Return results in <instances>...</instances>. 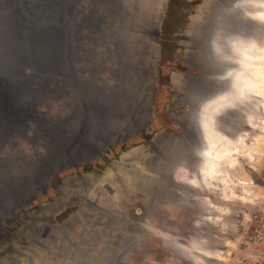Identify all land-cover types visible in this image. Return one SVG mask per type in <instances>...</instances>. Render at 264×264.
<instances>
[{
  "label": "rangeland",
  "instance_id": "1",
  "mask_svg": "<svg viewBox=\"0 0 264 264\" xmlns=\"http://www.w3.org/2000/svg\"><path fill=\"white\" fill-rule=\"evenodd\" d=\"M23 1L40 6L0 0V84L17 100L11 67L34 66L38 115L0 155V264H264V92L230 89L219 58L264 52V23L236 0H55L33 28ZM61 47L77 76L43 89ZM219 94L206 136L229 152L209 175L196 119Z\"/></svg>",
  "mask_w": 264,
  "mask_h": 264
},
{
  "label": "bare ground",
  "instance_id": "2",
  "mask_svg": "<svg viewBox=\"0 0 264 264\" xmlns=\"http://www.w3.org/2000/svg\"><path fill=\"white\" fill-rule=\"evenodd\" d=\"M231 7H234L235 11L241 12L242 14L252 19L264 23V0H238ZM62 28L65 31V28ZM63 38L64 36L60 39V45H62L61 42ZM223 51L219 55L221 62H231L230 64L234 63L239 66V68L235 71L227 70L228 72H230L227 75L230 76L231 74L232 76L230 77V89L232 86H234L233 88H238V90L243 87L248 90H253L254 92H257L259 94H261V92H264V68L262 67V63H264V52L260 51L257 48L251 47V44H248V42H245L243 40L236 41L233 47H230L228 49V53ZM63 53L64 48L62 49L61 47L57 55L55 54L54 65L52 67V70L50 71L51 73H47L48 75H50L47 76L48 83L42 87L43 89H46V87L48 86V89L51 87L50 89L53 90L59 80V72L61 75H64V77H66V71H64L65 60ZM33 68L35 69L34 71L38 73L34 66ZM247 72L250 73V75L252 74V77H249V75H247ZM225 78L228 79L229 77L225 75ZM61 81L62 80L60 79L59 82ZM226 100L227 99H225V96L222 94L215 95L212 98L206 100V102L201 107L196 119L202 145L204 146L197 152V155L198 157H200V161L202 160L204 168H209V175L212 174L213 171H217L216 163L224 156H226L229 152L228 149H219V147H221V144L223 143L222 141H219V147L215 146L212 150L210 147L211 145L208 144L209 141L206 136L210 116L219 110V106L221 107V105L223 104H225L226 106Z\"/></svg>",
  "mask_w": 264,
  "mask_h": 264
},
{
  "label": "crops",
  "instance_id": "3",
  "mask_svg": "<svg viewBox=\"0 0 264 264\" xmlns=\"http://www.w3.org/2000/svg\"><path fill=\"white\" fill-rule=\"evenodd\" d=\"M26 70L27 69H22L21 74H20L21 77L23 76L28 77L25 75H29V76L34 77L32 79L34 80L37 79L38 74L36 73V71H33V70L26 71ZM66 72L70 73V75L77 76L76 71L70 70L68 72L67 70ZM16 87H18L17 89L18 92L16 93L18 96L17 100H14V99L11 100V98L9 97L10 95L8 96L5 92L1 90L2 88H0V155L6 154V152L4 151L6 142L10 140L9 135H11V132L9 131V129L12 128L13 126L19 127L20 129L23 127L24 128L23 133L24 135H26L28 132V127H27L28 117H31L33 120L34 115L35 117H37L38 115L36 113L31 114L30 111L28 110V109L37 108V106L33 105L35 101L29 100L30 98L27 96L28 88L32 92L31 88L23 84H20L19 86H16ZM68 87L71 88V86H68ZM4 88H7V87H4ZM21 97H26V98L22 99ZM29 105H32V106L29 107ZM89 162L82 163V164L80 163V164L84 165V164H88ZM81 165H78V166L74 165V166L79 167ZM54 174L55 172H53L52 176Z\"/></svg>",
  "mask_w": 264,
  "mask_h": 264
},
{
  "label": "trees",
  "instance_id": "4",
  "mask_svg": "<svg viewBox=\"0 0 264 264\" xmlns=\"http://www.w3.org/2000/svg\"><path fill=\"white\" fill-rule=\"evenodd\" d=\"M13 1L19 2V0H13ZM38 1L40 2V6H38V7H41V8L50 7V6L55 5V0H38ZM17 3L14 5V9L16 11L20 12V14H21L20 16L22 18V21L26 25L33 26V28H35V26L38 25V23H36V17L32 12L35 9H37L38 7L35 6V8H33L31 5H29V2H26V1L20 2V4H18V5H17ZM41 26L44 27L43 29H47V24H43ZM16 59L19 60L18 58H16ZM20 64L11 67L12 70L14 71L13 76L16 78V81L14 83H12L15 86H19L20 84H22V82L20 81L21 80L20 74H21L22 69H24V67H23V65H20ZM29 68H32L33 71L35 70L33 67H29ZM3 87H7V82L0 84V88H3Z\"/></svg>",
  "mask_w": 264,
  "mask_h": 264
},
{
  "label": "flooded vegetation",
  "instance_id": "5",
  "mask_svg": "<svg viewBox=\"0 0 264 264\" xmlns=\"http://www.w3.org/2000/svg\"><path fill=\"white\" fill-rule=\"evenodd\" d=\"M177 40V36L176 35H172V36H163V37H161V39H160V46L162 47V48H169V44H171V42L170 41H176ZM179 52H182L183 51V48L182 47H180L179 49ZM177 51V50H176ZM175 51V52H176ZM174 52V53H175ZM171 118H173L172 120H171V122H173V123H175V118H174V116L172 115L171 117H170V119ZM100 156H102V155H100ZM97 158V157H96ZM96 158L93 160V162H95V160H96ZM92 162V161H91ZM91 162H89L88 164H90ZM88 164H84V165H81V167L79 166V167H74V169H77V170H79V168H81V170L83 171H88L89 170V168H90V165H88ZM54 175H56V177L58 176V174H54ZM55 178V177H54ZM53 178V179H54ZM47 193V190H46V192L45 193H41V195H45ZM66 215V210L65 211H62L59 215H58V218H62V217H64Z\"/></svg>",
  "mask_w": 264,
  "mask_h": 264
},
{
  "label": "water",
  "instance_id": "6",
  "mask_svg": "<svg viewBox=\"0 0 264 264\" xmlns=\"http://www.w3.org/2000/svg\"><path fill=\"white\" fill-rule=\"evenodd\" d=\"M236 1H238V0H236ZM235 3V2H234ZM234 3H232L231 5H230V7L234 4ZM229 7V6H228ZM213 96H211L210 98H212ZM210 98H208V99H210ZM201 109V108H200ZM201 139V138H200ZM202 142V141H201ZM100 155H102V152L101 153H98V154H96L95 156H92V157H90V158H88V159H86V161L85 162H83V163H87V162H89V161H91V160H93V159H95L96 158V156H100ZM78 166V165H77ZM52 174H53V171H51L50 173H49V175L48 176H52ZM46 192V187L42 190V193H45Z\"/></svg>",
  "mask_w": 264,
  "mask_h": 264
}]
</instances>
